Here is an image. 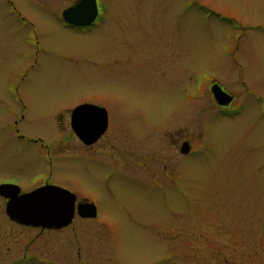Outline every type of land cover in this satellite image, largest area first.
<instances>
[{
  "label": "rangeland",
  "instance_id": "374dc122",
  "mask_svg": "<svg viewBox=\"0 0 264 264\" xmlns=\"http://www.w3.org/2000/svg\"><path fill=\"white\" fill-rule=\"evenodd\" d=\"M109 1L93 32L34 15L39 55L36 39L7 37L0 8V185L47 179L46 151L14 124L24 114L21 133L49 143L62 113L73 148L52 152L53 181L98 206L76 216L72 256L73 228L40 237L0 197V264H264V0ZM214 84L235 98L228 108ZM88 102L111 116L95 158L74 148L70 126L69 110Z\"/></svg>",
  "mask_w": 264,
  "mask_h": 264
},
{
  "label": "flooded vegetation",
  "instance_id": "af4514ba",
  "mask_svg": "<svg viewBox=\"0 0 264 264\" xmlns=\"http://www.w3.org/2000/svg\"><path fill=\"white\" fill-rule=\"evenodd\" d=\"M83 0H30L28 2V7H20L19 4H17L14 0H3L2 3H0V8H4L5 9V13L4 16L6 18V26H8L9 28H11V32L7 35L8 38L11 39H21V40H28L29 43H31L32 40L36 39V44H37V55H39V51L41 50L40 46H39V36L41 34L40 28L38 27V22L36 21L34 15H37L39 17L45 18L49 21H47V23L53 24L55 23L56 26H59L60 29L64 32L67 31L70 34H77V33H84V32H93L96 29H101L104 26H106L107 23V19H108V14H110V10H111V3L109 0H95V2L97 3V11H96V16L94 18V20L90 23H80L79 21H76L75 19L71 20L73 18L74 15L71 16V19H69L68 17H66L65 15V11L72 9L75 6L80 5V3ZM86 6L87 9L84 10V13L87 14L88 16H92L93 15V11L90 10V4L89 1L86 2ZM29 11H33V16H31L27 12ZM85 21V20H84ZM38 57V56H37ZM38 58L36 59V63H37ZM35 64L32 65V67H35ZM234 98V97H233ZM235 100V98H234ZM234 100L228 105V106H222L220 104H218L219 106H221L222 108H228L233 102ZM22 104L24 103V100L21 99ZM83 104H92V105H96V106H101L106 108L104 105L102 104H94L92 102H88V103H80L78 105H83ZM77 108V107H76ZM74 109H70L69 111L70 116L72 115ZM107 110V108H106ZM107 113L109 114V111L107 110ZM62 114V113H61ZM61 114H59L57 116V133L58 136L56 139L52 140L49 143H46L43 139L41 138H32L29 137L27 138L23 133H21V129H18V126L20 124V122L22 120H24V114L22 115V118H19L18 120H15V124H14V128L15 131L18 135V138L22 139L25 142H31L35 145H40L41 148L46 151V161H47V172H49V174H45V179L44 181L41 182V184L39 185H35L34 187H31L28 190H25L22 188V186L17 182V181H7L4 182L3 184L7 183V184H17L21 187L22 189V193L25 192H31V190H34L36 188H39L43 185H57L60 187H64L70 191H73V189H71L70 187H68L67 185L64 184H58L55 181H53L54 179L52 178L53 175V170H54V162H53V157H52V152H54V157H58L59 160L62 159L63 157H69L72 154V144H71V139H70V135L68 134V126L66 127L65 125L63 126L62 124H60L61 122V118L59 117ZM110 120H111V116L109 114V127L107 129V131L103 134V136L90 144H86L80 137L76 136L73 126H72V116L70 119V126L72 127V131H73V136L77 139L79 145H76L80 148L79 151L83 154V156L89 155V157H97L99 155H97L98 150H97V146L100 143V141L107 135L106 133L109 131L110 129ZM15 133V134H16ZM62 137V138H60ZM184 142H189V146H190V152L189 153H183V151H181V147L183 145ZM192 142L193 140H191V138H185L183 140H181V146L179 148V151L182 152L183 155H190L193 151L192 148ZM49 144V145H48ZM40 156L44 157V154L42 155H37V158L40 160ZM42 157V158H43ZM26 165V164H25ZM14 178V177H13ZM20 180V179H17ZM7 204L8 199L5 197L0 196ZM82 200H88L85 198L78 200V203L81 202ZM74 222L68 226H65L62 229H48V228H35L34 229L38 230V236L42 237V236H47L46 234H51L54 232H61L63 231L65 228H73V253L72 256L75 255H82V251H81V246H80V238L78 237V233L77 230L74 226ZM31 228V227H30ZM46 242L48 245V249L49 251L52 252V254H55L57 251L54 248V243L50 242V238L46 237ZM52 241V240H51Z\"/></svg>",
  "mask_w": 264,
  "mask_h": 264
},
{
  "label": "water",
  "instance_id": "95a60500",
  "mask_svg": "<svg viewBox=\"0 0 264 264\" xmlns=\"http://www.w3.org/2000/svg\"><path fill=\"white\" fill-rule=\"evenodd\" d=\"M89 1L92 16L84 13ZM97 11L95 0H83L80 5L66 10L65 15L80 23H90L94 20ZM85 20V21H84ZM214 99L222 106H228L233 96L227 93L219 84L212 87ZM72 126L76 136L86 144L99 140L109 127V114L106 108L92 104L78 105L72 112ZM181 151L189 153V142H184ZM0 196L8 199L6 213L9 218L19 224L29 227L62 229L73 223L75 215L84 218L98 217V206L90 201L78 203V197L64 187L54 184L43 185L31 192L22 193L17 184L0 185Z\"/></svg>",
  "mask_w": 264,
  "mask_h": 264
}]
</instances>
